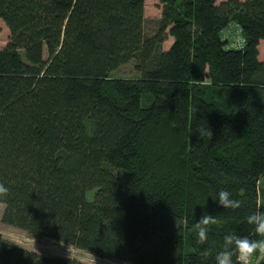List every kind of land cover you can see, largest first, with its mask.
Returning <instances> with one entry per match:
<instances>
[{"label": "trees", "instance_id": "16d2710c", "mask_svg": "<svg viewBox=\"0 0 264 264\" xmlns=\"http://www.w3.org/2000/svg\"><path fill=\"white\" fill-rule=\"evenodd\" d=\"M156 1L147 35L145 0H0L2 220L116 262L215 264L264 210V0ZM131 62L136 78L112 77ZM0 264L86 263L0 233Z\"/></svg>", "mask_w": 264, "mask_h": 264}, {"label": "rangeland", "instance_id": "374dc122", "mask_svg": "<svg viewBox=\"0 0 264 264\" xmlns=\"http://www.w3.org/2000/svg\"><path fill=\"white\" fill-rule=\"evenodd\" d=\"M144 16H145V32L147 35L154 33L158 27V21L162 16L163 5L156 0H145ZM10 40V30L3 20H0V49L4 48ZM169 38L164 44V49L172 44ZM261 55L263 48L261 47ZM112 77L117 78H136L137 72L134 69V62L122 66L117 72L112 73ZM264 186V181L261 182ZM89 199L92 198V192L88 194ZM5 206L0 204V233L9 242L22 248L38 252L46 256H61L80 260L86 264H129L126 262H116L110 259H104L95 256L92 253L76 249L71 246L57 243L56 241L27 233L19 228L7 225L3 222V212Z\"/></svg>", "mask_w": 264, "mask_h": 264}, {"label": "clouds", "instance_id": "9594fccd", "mask_svg": "<svg viewBox=\"0 0 264 264\" xmlns=\"http://www.w3.org/2000/svg\"><path fill=\"white\" fill-rule=\"evenodd\" d=\"M8 188L0 184V193H7ZM218 202L223 208H239L241 201L233 198L232 193L227 190H220L217 194ZM245 220L252 230L257 234V238L238 235L235 232L225 233L222 237V244L219 250L215 252V264H258L264 257V210H257L249 213ZM217 223L214 214L207 212L196 219L194 227L197 231V243L205 242L209 239L211 226ZM210 249L203 248L201 254L207 256Z\"/></svg>", "mask_w": 264, "mask_h": 264}, {"label": "built area", "instance_id": "2783aa9c", "mask_svg": "<svg viewBox=\"0 0 264 264\" xmlns=\"http://www.w3.org/2000/svg\"><path fill=\"white\" fill-rule=\"evenodd\" d=\"M237 27L234 28V30L232 31V40L230 42V46L233 48H237V49H242L244 47V43H245V39L242 37L241 33H242V29L241 27H239L238 25H236Z\"/></svg>", "mask_w": 264, "mask_h": 264}]
</instances>
